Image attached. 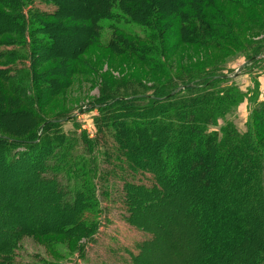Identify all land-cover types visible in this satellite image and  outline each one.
Segmentation results:
<instances>
[{"label": "trees", "instance_id": "1", "mask_svg": "<svg viewBox=\"0 0 264 264\" xmlns=\"http://www.w3.org/2000/svg\"><path fill=\"white\" fill-rule=\"evenodd\" d=\"M3 1L13 13L5 17L0 15V38L5 34H16L23 43H30V47L28 54L24 51L20 55H16V51L3 52L0 49V59L5 55L4 58L10 60L6 65H12L11 70L15 73L13 76L5 75V81L17 95L24 92L28 106L27 110L15 106L6 111L0 105V132L3 133L0 134L1 168L13 172L26 169L22 176L32 169L37 184L46 185L52 192L48 204L53 203L54 208L59 207L60 211L53 216L55 219L44 217L43 233L60 228L61 232L69 233L73 229L76 235L87 237L88 242L78 254V258H86V248L95 240L100 217L105 211L97 196L98 188L103 195H108L109 183L117 175V170L128 176L130 173L134 176L149 173L153 176L151 186L135 182H127L123 186L125 204L130 212L127 221L133 220L139 230L149 231L150 228L153 234L152 239L146 243L139 242L134 250L125 247L128 255L123 264H161L157 258L154 259L157 256L154 251L148 253L144 249L167 237L170 244L166 249L175 250L178 246L175 238L178 236L172 237L171 229H179L177 233L180 236L189 238L191 231L184 228L188 217L170 223L160 222L161 215L174 214V199H164L172 194L171 190L182 192L185 188L187 190L181 193L183 195L178 197V201L183 197L187 201L188 194L196 189H210L201 194L204 198L197 202L198 211L193 215L194 219L201 215L196 221L198 239L208 241L210 246V258L202 264H264V132L260 123L264 118V102L254 100L260 107L252 112L258 116L255 122H249L245 132H241L235 121L227 119L232 115L233 106L240 102V91L230 85L220 87L222 90L212 87L208 91L210 85L215 82L226 84L228 78L212 72H198L176 82L171 89L156 87L151 94L135 90L123 95L106 93L94 98L90 107L85 108L86 112H98L94 116L95 137L82 127L75 112L66 111L51 118L42 112L45 98L59 94L71 85L77 73L84 72V69H79L80 56L101 36L99 30L103 28L119 32L105 43L106 48H111L115 55H133L151 70L166 66L164 48L167 49V42L173 36L190 43H205L212 39L221 43L222 38L214 36L199 19L203 13L192 17L187 13L188 5L194 0L82 2L84 6L80 4L76 12L90 8L91 23L82 30L76 29L75 33L65 24L68 17L66 2L43 0L48 5H55L53 13H47L34 0ZM228 1L242 5L241 0ZM247 2L243 8L264 5V0ZM196 5L199 6V2ZM57 14L62 15L59 24L51 21ZM209 18L218 20L211 15ZM136 28L140 31L136 32ZM73 34L82 35L81 40L72 39ZM20 42L0 39V47L19 48ZM176 43L178 41L170 42L172 46ZM263 54L264 50L248 59L253 61ZM24 55L30 59V66L18 71L16 67L24 62ZM55 59H58V65L52 71L40 73L45 62ZM3 70L6 69L1 68L0 75H3ZM23 86H28L29 93ZM83 107L79 109L82 111ZM167 107L175 109L166 112ZM221 119H225L223 125L215 132L210 131L209 127L218 126ZM70 121L75 125L74 132L63 129ZM167 132L170 134L165 137L166 147L161 148ZM220 172L224 176L232 173L237 176L232 178L233 184L225 181L226 187L231 189L225 194L220 193L221 186L214 183L215 174ZM243 186L252 193H244ZM242 196L245 199L241 202ZM214 209H219V214ZM7 218L14 221L15 227L12 231L2 232L0 251L7 250L16 239L23 237L27 222L18 206L7 211ZM228 223L231 224L229 228ZM246 233L248 241L245 240ZM142 254L145 257H141ZM9 256L6 255L10 260ZM74 257L65 255L63 264L66 261L72 264ZM9 260L0 259L2 264H13Z\"/></svg>", "mask_w": 264, "mask_h": 264}, {"label": "rangeland", "instance_id": "2", "mask_svg": "<svg viewBox=\"0 0 264 264\" xmlns=\"http://www.w3.org/2000/svg\"><path fill=\"white\" fill-rule=\"evenodd\" d=\"M61 1L67 3L68 15H66L68 17L65 24L69 26V29H72L75 33L76 29L82 30V28L89 26L92 10L87 8V10H79L78 13L76 11L79 9L80 4L84 6L82 2L89 3L91 0ZM241 1L242 5L228 0H194L190 3L187 7V13L191 17L196 15L201 16L200 13H203V17H199V19L202 22L204 21L206 28L210 29L208 31L212 32L214 36L222 38L221 43L216 41L217 39H212V41L209 40L205 43H190L181 41L178 36H173L169 38V41L172 43L178 41V43L172 46L169 41L167 42V49L164 48V61L166 62L164 68L151 70L149 66L133 55L129 56L126 54L123 56L117 55V53L115 55V52L111 48L105 47V43L115 35H119V32L108 28L99 30L101 31V36L90 46H87L80 56L81 63L79 64V69H84V72L80 71L77 73L73 77L71 85L63 89L59 94L52 98H45L46 102L42 112L49 118L61 113L63 114L66 111H70V113L75 112L82 127L84 129L87 128L89 134H91L90 136L95 137L94 116L98 112H86L85 106L90 107V104L94 101L93 99L101 96V94L123 95L135 90L151 94L156 87L166 86L167 89H171L176 82H181L184 77L190 74L212 72L217 76H226L229 81L226 84L215 82L207 88L208 91L213 89L212 87L218 89L227 85L232 86V88L235 87L240 91L242 95L240 102L233 106L232 115L228 116L227 119L235 121L238 129L241 132H245L249 122H255V118L258 116V114L255 116L252 112L256 107L257 109L260 107L256 102L262 101L263 91L261 85L264 86V54L257 56L253 61L248 59V57L256 53L262 54L264 50V5L243 8L248 3V0ZM34 2L37 6H41L42 11L53 13L55 5H48L43 0H34ZM111 2L117 3L118 0H111ZM196 2H199V6L196 5ZM5 3L7 2L0 0V15L2 17L12 15L13 13ZM54 4H57V1H54ZM195 5L196 8L194 9ZM90 6H93V4H90ZM166 8L169 7L166 6ZM210 15L215 16L218 20L213 21L209 18ZM52 19L51 21H54L55 24H59L62 15L57 14ZM62 23L64 22L62 21ZM135 31L138 32L140 30L136 28ZM69 33L72 34L71 32ZM81 36L73 34L72 39L80 41ZM0 39L22 42L19 48L9 45L1 46V51H16V55L24 54L25 51V54H28L30 43H23V40L16 34H5ZM24 56L26 58L24 62L20 60L22 64H18L16 67L18 71L28 69L30 66V59H28V56ZM4 57L5 55H2L3 59H0V69H6L2 71L3 75H0V105L4 106L6 111L12 110L15 106H19L22 110H27L28 106L25 100L26 95H23L24 92L21 95H17L15 91H12L11 85L9 88V83L5 81V75L13 76L15 73L11 70V68L13 69L12 65H6L10 60L7 61ZM12 61H14L13 58ZM57 65L58 59L49 60L43 64L40 73L50 72ZM23 89L28 92V86H23ZM220 90L222 89L220 88ZM81 106H84L82 111L79 109ZM169 108L171 107L166 108V112H172L175 109L173 107L171 110H168ZM250 115H252L251 118ZM224 120H219L218 126H211L209 130L213 132L217 131L223 125ZM260 123L262 132H264V118L260 119ZM63 129L71 132L76 130L74 123L71 121L67 122L63 126ZM163 133H165V130ZM0 134L3 133L0 132ZM169 134L167 132L163 137L165 141L161 148L166 147V136ZM174 136L173 134L172 140ZM262 143L264 144V141ZM167 148H170V146H167ZM1 163L0 160V187H3L0 189L2 192L0 193V239L2 238V232L4 233L6 230L12 231L15 227L14 221L11 218H7V211L11 210V207H20L25 214V222L27 221L22 231L23 237L21 236L20 239H16L15 243L7 248V250L4 248L0 251V259L3 261H8L7 257L10 255L9 261H13V264H63L65 255H74L75 261L72 264H77V261L79 264H123L128 255V250H125V247H130L134 250L139 242L146 243L153 237L150 228L149 231L139 230L136 227L137 223L135 224L133 220L127 221L126 217L129 216L130 212L127 204H125L124 197L126 194H124L123 190V186L127 182L145 183L147 186H151L153 183L152 174L138 173L134 176L130 173L131 176H128L117 170V175H114L111 184L109 183L108 195H103L102 191H99L98 188L97 196L105 211L100 217L99 232L95 240L86 248V258L81 259L78 258L79 250L88 242L87 237L82 238L76 235L73 229L69 233L61 232V228L55 229L56 231L43 233L41 225L42 223L46 225L44 217L48 216L49 219H55L53 216L57 215L56 213L60 211L59 207L57 209L54 208L53 203L51 205L48 204L51 201L47 200L52 199L50 189L46 188V185H40V187L37 184L35 173L31 171L32 169L26 173V176H22L26 169L14 172L11 170L4 171L1 168ZM262 175L260 176L261 178ZM234 176L235 174L233 173L226 176H224L223 172L215 174L214 183L221 186L220 193L225 194L228 189L231 190L226 187L228 184H225V181L229 180V182L231 181L229 184H233L232 178ZM243 188L244 193L247 195L252 193L248 188L244 186ZM186 190L187 188L182 192ZM205 190L206 192L210 191L208 188H201V190L196 189L193 192L191 191V193L189 191L186 192L189 193L187 201L185 197H183L182 201H178V197L183 195L181 194L182 192L171 190L172 194H169L164 199L165 201L174 199L175 203L172 202L174 214L172 216L161 215L160 222L170 223L172 220L177 221V219L188 217L184 228L191 231V233L189 238H187L177 233L180 231L179 229L174 228L170 230L172 237L174 235L175 237L178 236L175 238L178 243L175 250L171 248L166 249L170 244V240L168 241L167 237L159 239L151 243L150 246L145 247L144 251L148 253L154 251L157 254L154 259L157 258L159 263L202 264L206 258H210L208 241L202 242L200 238L198 239L197 235L199 228L196 221L200 220L201 215H197L195 219L193 216L195 215V211H198L199 204L197 202L200 201V198H204L201 197V194L206 193ZM215 192L217 191L215 190ZM243 199H245V196H242L240 201ZM184 201H186L184 204L181 203ZM205 202L204 205L206 204ZM214 211L218 213L219 209H214ZM214 211H212L213 214H215ZM8 213L10 214V212ZM155 213L153 211L154 215ZM9 217L12 216L10 215ZM70 227L73 228L72 226ZM229 227H231L230 223H228ZM245 240L248 241L247 233L245 234ZM245 240L243 243L246 242ZM141 257H145L144 254ZM213 259L216 260V258ZM65 263L68 264V261ZM0 264H2V261H0Z\"/></svg>", "mask_w": 264, "mask_h": 264}, {"label": "crops", "instance_id": "3", "mask_svg": "<svg viewBox=\"0 0 264 264\" xmlns=\"http://www.w3.org/2000/svg\"><path fill=\"white\" fill-rule=\"evenodd\" d=\"M262 86V101L264 102V86L263 85H261Z\"/></svg>", "mask_w": 264, "mask_h": 264}, {"label": "water", "instance_id": "4", "mask_svg": "<svg viewBox=\"0 0 264 264\" xmlns=\"http://www.w3.org/2000/svg\"><path fill=\"white\" fill-rule=\"evenodd\" d=\"M182 88H183V87H182ZM178 90H179V89H178ZM178 90H176L175 93H176Z\"/></svg>", "mask_w": 264, "mask_h": 264}]
</instances>
